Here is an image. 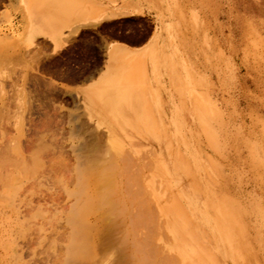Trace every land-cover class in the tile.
<instances>
[{
  "label": "rangeland",
  "instance_id": "1",
  "mask_svg": "<svg viewBox=\"0 0 264 264\" xmlns=\"http://www.w3.org/2000/svg\"><path fill=\"white\" fill-rule=\"evenodd\" d=\"M71 2L56 44L0 0V264H264V0Z\"/></svg>",
  "mask_w": 264,
  "mask_h": 264
},
{
  "label": "bare ground",
  "instance_id": "2",
  "mask_svg": "<svg viewBox=\"0 0 264 264\" xmlns=\"http://www.w3.org/2000/svg\"><path fill=\"white\" fill-rule=\"evenodd\" d=\"M22 3H23V6H24V10H25V13H26V16H27V19L29 20V22H30V24H31V26L32 25H39V26H41L43 29L41 30V32H43V33H45V34H47V35H49V37H51V38H53L56 34V25H57V23H56V18L58 17V15H57V11H59L58 9L59 8H57V7H50V6H48L46 3L44 4V5H41L40 4V0H22ZM41 18V19H40ZM32 31H33V29H32ZM31 31V32H32ZM55 34V35H54ZM57 37V36H56ZM55 37V38H56ZM121 66V65H120ZM118 67L119 69L117 70L118 72H119V70L121 69V67ZM115 69H116V67H114ZM139 68V67H138ZM141 69H142V67H141ZM122 70V69H121ZM125 75V73L123 72V70H122V72H120V77H119V79L117 80V79H112L111 78V76H107L106 75V77H104L103 78V80H102V83H103V85H105V86H108V85H111V84H116L117 82H122V83H124V84H127L128 86H130V87H134L138 82H139V80H140V78H141V73H140V70L138 69V71H136L135 73H133L131 76H129V77H126V76H124ZM122 93H123V90L121 91ZM97 93V91H95V90H93V89H91V90H89L88 92H85V94H84V98L87 100V101H92V99H94L95 98V94ZM107 113H106V115L107 116H116L117 115V113L116 112H113L112 110H107L106 111ZM94 153V152H93ZM87 155V154H86ZM96 156V155H95ZM98 156V155H97ZM95 158V157H94ZM100 158V157H99ZM99 158H98V160H99ZM89 160H92V159H89ZM93 161H94V159H93ZM97 160L95 159V162H96ZM100 161V160H99ZM88 162H90V161H88ZM88 164V163H87ZM96 164V163H95ZM148 164V163H147ZM85 165H86V163H85ZM89 165V164H88ZM93 165H94V163H93ZM110 165V164H109ZM113 165V164H112ZM111 165V166H112ZM95 166V165H94ZM104 167V166H103ZM113 167V166H112ZM97 169H99L98 167H97ZM96 169V170H97ZM93 170V169H92ZM100 170V169H99ZM105 170V169H104ZM108 174V176H107V180H105L104 178H102V179H100L102 176H103V174H102V172L100 171V174H102L101 175V177H97L98 179H100V181H102L103 179V181L102 182H104L103 184H105V182L106 181H109V178L111 177L110 176V174H109V172H108V170H105ZM94 172H95V170H94ZM97 173L99 174V172L97 171ZM97 175V174H96ZM100 176V175H99ZM99 181V183H102V182H100ZM110 182H106V184H108V185H110L109 184ZM102 184V185H103ZM105 184V185H106ZM108 185L106 186V188H104V191H107L106 189H109V187H108ZM97 186H99L100 187V185H97ZM103 187H104V185H103ZM108 187V188H107ZM101 188H102V186H101ZM111 188V187H110ZM98 189H99V192H98ZM96 191L98 192L97 193V197H96V200H97V202H96V206L97 207H99L98 206V199L99 198H101V196H102V194H103V192L100 190V188H97L96 189ZM102 192V193H101ZM99 193H101V196H100V194ZM110 193H112V191L109 189V193L107 192V193H104L103 195H106L104 198H103V196H102V200L100 201V203H102V201L104 202V203H106V204H108V203H110V200H108L109 198H107L108 196H109V194ZM99 197V198H98ZM111 197H112V195H111ZM110 197V198H111ZM98 198V199H97ZM112 199V198H111ZM82 201V200H81ZM87 201V200H86ZM85 201V202H86ZM112 202L114 201L115 202V200H111ZM117 201V200H116ZM82 202H84V200L82 201ZM112 202L109 204V206H111V209L110 208H107V207H109L108 205H107V209H105V211H107V213L106 212H104V213H106L107 214V217H108V215H110L111 216V214L113 213H111L110 214V212L111 211H113L112 210V208L113 207H115L116 206V204H117V202H115V203H113V205H112ZM98 203V204H97ZM103 203V204H104ZM94 205V204H93ZM102 204H100V206H101ZM105 205V204H104ZM115 205V206H114ZM117 206H118V204H117ZM95 207V206H94ZM105 207V206H104ZM85 208H87V204H86V207ZM119 208V207H118ZM108 209H109V211H108ZM113 209H115V208H113ZM144 212V211H143ZM103 213V214H104ZM86 214V213H85ZM102 214V215H103ZM83 215V213H81V217H80V220H81V218L82 217H84V216H82ZM105 215V214H104ZM74 218H76V216H74ZM72 220H73V218H72ZM76 221V220H75ZM77 222V221H76ZM76 222H74V223H76ZM80 222H83V221H80ZM85 222V221H84ZM83 222V223H84ZM73 223V222H72ZM83 223H80V224H83ZM84 226H85V223H84ZM72 227H77L76 226V224H75V226H72ZM74 229V228H73ZM80 229V228H79ZM79 229L77 230L76 229V234L75 233H72V234H75L74 235V237H73V235H70V236H72L71 237V245H73V247H75L74 246V244H76L77 243V238L79 237V239L80 240H82V238H83V242H85L84 241V239H85V237H84V234L83 235H81V236H79V234H77V233H79L78 231H79ZM82 229H80V231H81ZM73 231V230H72ZM75 231V230H74ZM109 235H111V233H108ZM78 236V237H77ZM104 238H102L101 240V246H103V247H105V248H108L109 246H111L112 247V244H116L117 243V240H116V243H114V242H110V240H113L112 238H110V239H108L107 238V236H106V234H104V236H103ZM110 237H112V235L110 236ZM78 239V241H80ZM82 242V243H83ZM111 243V245H110V243ZM87 245H88V243H86ZM108 244H109V246H108ZM146 244V243H145ZM84 245L82 244V247H83ZM86 246V245H85ZM108 246V247H107ZM147 246V245H146ZM146 246H144V247H146ZM77 247V246H76ZM81 247V248H82ZM88 247H89V245H88ZM71 248V247H70ZM80 248V249H81ZM84 248V247H83ZM81 249V251H84V249ZM79 249V250H80ZM73 251V250H72ZM78 252V251H77ZM85 253V252H84ZM71 255H73L72 253L70 254V256H69V258L71 257ZM75 256V255H74ZM177 256V255H176ZM72 258V257H71ZM74 258V257H73ZM82 261V260H81ZM126 261V260H125ZM128 261V260H127ZM127 261H126V263H127ZM123 262V261H122ZM178 262H179V260H178ZM125 263V262H124Z\"/></svg>",
  "mask_w": 264,
  "mask_h": 264
},
{
  "label": "crops",
  "instance_id": "3",
  "mask_svg": "<svg viewBox=\"0 0 264 264\" xmlns=\"http://www.w3.org/2000/svg\"><path fill=\"white\" fill-rule=\"evenodd\" d=\"M20 1L22 3V0H20ZM63 1L64 0H40V4L41 5H44L46 3L50 7L54 6V7L59 8L58 9L59 11H57L58 17L56 18V23H57V25H56V33H55L56 35L54 34L55 36L53 38H51V37H49V35L41 32V30L43 29L41 26H39V25H32L31 26V24H30V26H31V30L30 31H32V29H33V31L31 33L43 35V36L49 38L54 43L58 44V42L60 40V37H61V34H62V32H61V24H60L61 23V18L63 16H65L63 8H62ZM99 3H100V0H72V2L70 4V10L66 11L67 15H66L65 26L64 27L65 28H69V29H75V28H79L80 26L89 24V22L93 23V22L97 21V19L99 17H101L99 15V13H98V11H99V8H98ZM22 5H23V3H22ZM112 11H113V13H115V8ZM113 18H115V17H113ZM107 44H108L109 52L111 54H113V55L114 54H118L119 55L118 57L126 55V54H129V53L136 54V53H138L141 50L142 47H140V46L143 45V44H141V45H132V44L123 42V41L118 40V39H113V41H110ZM124 45L130 46V48H128V47L126 48V47H124ZM111 66L112 67H117V68L120 66L121 69L123 70V72L125 73L124 76H126V77H129V76L132 75V74L131 75L128 74L129 73V71H127L128 70V65L124 61H120V60L113 61V62L111 61ZM135 66H136V71H138V69H139L140 73L142 75L143 74V68L141 69L142 66L141 65H137V64ZM121 69L119 70V72H122ZM97 76L98 75H95L93 78L87 80L83 84H78L77 85L79 87H82L83 85H88L86 88H82V90H81L84 102H86V103H90V102L93 101V99H92V101H87L84 98V94H85V92H88L91 89L95 90L94 88H95L96 85L94 83H92V82L90 83V81L92 79H94L95 77H97Z\"/></svg>",
  "mask_w": 264,
  "mask_h": 264
}]
</instances>
